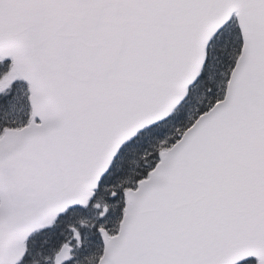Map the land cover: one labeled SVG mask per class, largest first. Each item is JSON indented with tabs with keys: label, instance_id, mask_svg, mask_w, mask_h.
Masks as SVG:
<instances>
[{
	"label": "snow or ice",
	"instance_id": "obj_1",
	"mask_svg": "<svg viewBox=\"0 0 264 264\" xmlns=\"http://www.w3.org/2000/svg\"><path fill=\"white\" fill-rule=\"evenodd\" d=\"M0 264H264V0H0Z\"/></svg>",
	"mask_w": 264,
	"mask_h": 264
}]
</instances>
